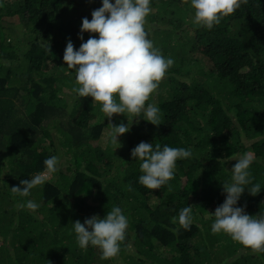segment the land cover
<instances>
[{
  "label": "trees",
  "instance_id": "16d2710c",
  "mask_svg": "<svg viewBox=\"0 0 264 264\" xmlns=\"http://www.w3.org/2000/svg\"><path fill=\"white\" fill-rule=\"evenodd\" d=\"M150 4L148 38L174 60L145 102L159 107L158 125L143 112L109 120L100 102L73 91L64 49L69 39L79 48L82 18L101 0H0V264H264V251L211 231L223 184L245 152L259 187L245 188L237 206L264 213V0H247L211 29L193 23L186 0ZM109 122L129 125L119 145L107 139ZM141 141L191 156L177 160L166 185L148 189L131 156ZM62 150L72 160L43 185L27 197L11 192ZM28 199L35 211L17 207ZM187 205L186 230L173 218ZM113 206L129 223L118 254L105 259L97 246L79 247L72 222L103 218Z\"/></svg>",
  "mask_w": 264,
  "mask_h": 264
},
{
  "label": "clouds",
  "instance_id": "9594fccd",
  "mask_svg": "<svg viewBox=\"0 0 264 264\" xmlns=\"http://www.w3.org/2000/svg\"><path fill=\"white\" fill-rule=\"evenodd\" d=\"M194 9L193 23L211 29L221 20L240 8L247 0H186ZM151 0H101L99 8L91 12V19L82 18L78 37L79 48L69 39L63 53L67 69L75 72L78 96L92 97L100 102L101 111L111 120L113 114L138 115L153 125L160 124V109L153 103L146 104L149 96L158 88L167 69L174 63L171 57L161 55L160 50L148 38L146 17L151 12ZM89 33L86 41L83 34ZM92 33L98 36L91 35ZM108 141L118 144V137L129 131V125L109 122ZM131 156L139 161L142 174L138 182L148 189H160L174 176L178 159L191 156L190 149L170 147L141 141L131 149ZM59 157L53 155L44 160V170L31 179H21L11 187L13 194L30 195L35 186L43 185L52 173L58 171ZM252 156L245 152L232 165L231 182L223 184L226 196L212 213L213 233L223 232L234 241L254 251H264V213L247 214L237 202L245 188L252 194L258 185H251L249 172ZM251 185V186H250ZM18 208L35 211L39 204L31 199L18 201ZM183 229L192 222V206L180 209L173 218ZM128 219L119 206H113L103 218L93 215L72 222L76 241L81 248L89 245L100 249L102 258L115 257L125 240Z\"/></svg>",
  "mask_w": 264,
  "mask_h": 264
},
{
  "label": "rangeland",
  "instance_id": "374dc122",
  "mask_svg": "<svg viewBox=\"0 0 264 264\" xmlns=\"http://www.w3.org/2000/svg\"><path fill=\"white\" fill-rule=\"evenodd\" d=\"M150 7L152 8V10H151V12H153V7L151 6V4H150ZM147 18V17H146ZM149 30H150V28H149ZM90 141V143H91V145H96V143H95V141L94 140H92V139H90L89 140ZM251 141H253V140H251ZM249 143L250 142H247V144H248V146H249ZM56 145H58L57 143H55ZM247 149H249V147H247ZM57 151H59V150H57ZM57 156L59 157V160H58V163L60 162L61 164H64V162L63 161H65V159H68L69 161H71L72 160V158H71V155L69 154V153H66L64 150H62V152H58V154H57ZM239 157V156H238ZM253 158V157H252ZM59 165V164H58ZM65 165V164H64ZM67 165V164H66ZM65 165V166H66ZM59 167V166H58ZM155 190V189H154Z\"/></svg>",
  "mask_w": 264,
  "mask_h": 264
}]
</instances>
